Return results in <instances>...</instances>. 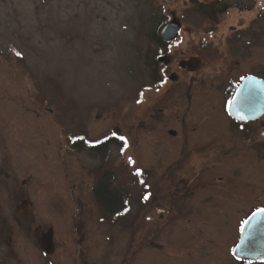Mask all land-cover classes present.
<instances>
[{
    "label": "rangeland",
    "instance_id": "rangeland-1",
    "mask_svg": "<svg viewBox=\"0 0 264 264\" xmlns=\"http://www.w3.org/2000/svg\"><path fill=\"white\" fill-rule=\"evenodd\" d=\"M232 7L217 27L192 0H0V264H211L227 257L186 239L180 220L167 227L163 209L165 133L179 125V111L204 108L199 75H181L177 63L214 61L235 19ZM173 19L180 32L172 42L150 40L148 32ZM171 73V85L188 78L189 96L166 91ZM81 133L117 137L124 148L109 145L100 161L85 147L74 151L70 137ZM153 158L157 169H150ZM100 164L124 192L127 213L104 216L95 204ZM49 229L46 254L40 238Z\"/></svg>",
    "mask_w": 264,
    "mask_h": 264
},
{
    "label": "flooded vegetation",
    "instance_id": "flooded-vegetation-1",
    "mask_svg": "<svg viewBox=\"0 0 264 264\" xmlns=\"http://www.w3.org/2000/svg\"><path fill=\"white\" fill-rule=\"evenodd\" d=\"M256 2L258 8L252 12ZM213 5L217 27L230 5L236 10L235 19L223 41L214 47V61L200 62L189 70L177 63L181 75H199L198 101L204 108L196 112L179 111L182 113L174 120L179 125L165 133V224L170 227L180 220L186 239L219 247L221 255L227 257L217 258L211 264H264V256L255 254L254 249L242 256L235 253L237 245L264 246V212L260 211L264 209V109L257 117L245 121L234 118L229 111L233 96L245 79L264 85V0H213ZM157 66H151V74ZM174 75H169L166 91H173L178 99L189 96L182 85L188 78L182 77V83L175 86L171 85L176 81ZM155 80L158 82L159 78L152 77L151 81ZM156 81L152 83L157 84ZM172 117L169 116L171 121ZM104 139L107 136L91 140L81 133L71 136L70 144L74 151L84 147L90 150L91 145ZM104 151L93 154L102 161ZM157 164L158 160L153 158L150 169H157ZM133 172L140 175L138 169ZM148 188L152 191L150 184ZM255 214L257 218L246 226Z\"/></svg>",
    "mask_w": 264,
    "mask_h": 264
},
{
    "label": "water",
    "instance_id": "water-1",
    "mask_svg": "<svg viewBox=\"0 0 264 264\" xmlns=\"http://www.w3.org/2000/svg\"><path fill=\"white\" fill-rule=\"evenodd\" d=\"M167 1V0H165ZM180 32V23L173 19L167 21L159 30V37L162 41L168 42L174 40ZM200 60L198 58H190L188 60L179 61V67L185 70L195 68L199 65ZM171 79L174 77L171 76ZM264 109V85L260 84L256 80L250 78L245 79L235 92L233 99L229 106L230 114L239 120H248L257 117ZM258 214L253 215L246 226L257 218ZM41 244L45 253H49L52 244V230L49 229L46 234L41 238ZM254 249L255 254L258 256H264V246H245L237 245L235 247V253L237 255H244L245 252Z\"/></svg>",
    "mask_w": 264,
    "mask_h": 264
},
{
    "label": "trees",
    "instance_id": "trees-1",
    "mask_svg": "<svg viewBox=\"0 0 264 264\" xmlns=\"http://www.w3.org/2000/svg\"><path fill=\"white\" fill-rule=\"evenodd\" d=\"M194 7L197 11H201L206 18L210 21L213 20L215 15V9L213 2H197L196 0H192ZM158 24L154 30L148 32V36L151 41H153L156 45L166 46L167 43L162 41L159 37V30L165 24ZM157 57V55H156ZM157 59H151L149 64H153L156 68ZM152 77L156 79L157 69H153ZM156 81V80H155ZM157 82V81H156ZM78 138H76V142H78ZM72 140H69L71 143ZM81 142V141H80ZM111 143H117L118 146H121V149L124 148L123 141L119 140L117 137L109 136L107 139H104L97 145H91V151H99L105 150ZM79 146V143H77ZM83 146V145H82ZM98 177L96 182L93 185L92 194L94 198V202L97 207L100 209L101 213L105 216H118L122 213H127L128 205L126 203L124 192L115 186V177L111 174L110 171L104 169L103 165L97 169Z\"/></svg>",
    "mask_w": 264,
    "mask_h": 264
},
{
    "label": "snow or ice",
    "instance_id": "snow-or-ice-1",
    "mask_svg": "<svg viewBox=\"0 0 264 264\" xmlns=\"http://www.w3.org/2000/svg\"><path fill=\"white\" fill-rule=\"evenodd\" d=\"M122 139H123V138H122ZM260 211L264 212V209H262V210H260Z\"/></svg>",
    "mask_w": 264,
    "mask_h": 264
}]
</instances>
